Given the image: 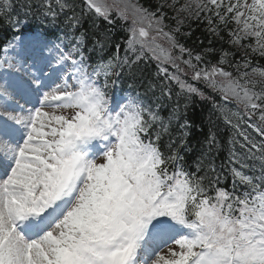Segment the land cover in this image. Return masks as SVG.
Masks as SVG:
<instances>
[{
    "label": "snow or ice",
    "instance_id": "1",
    "mask_svg": "<svg viewBox=\"0 0 264 264\" xmlns=\"http://www.w3.org/2000/svg\"><path fill=\"white\" fill-rule=\"evenodd\" d=\"M82 2L77 14L70 0H0V20L16 33L35 13L53 24L63 14L73 33L89 15L128 22L124 55L117 44L94 64L84 33L67 44L13 35L0 45V264H264V0H160L154 10ZM191 20L230 46L217 63L179 43ZM149 60L162 77L150 90L171 99L175 84L177 96L203 97L190 79L219 97L213 107L233 129L231 190L218 186L214 163L201 175L202 161L190 171L172 148L176 109L165 119L138 93L109 95L112 76ZM206 144L211 154L214 134Z\"/></svg>",
    "mask_w": 264,
    "mask_h": 264
},
{
    "label": "trees",
    "instance_id": "2",
    "mask_svg": "<svg viewBox=\"0 0 264 264\" xmlns=\"http://www.w3.org/2000/svg\"><path fill=\"white\" fill-rule=\"evenodd\" d=\"M133 2H139L141 5L154 10L160 0H133ZM70 3L75 8L76 13L79 14L83 6L82 0H70ZM165 11L168 12L169 17L165 22L174 28L176 26L175 21L171 19L174 13L169 9H165ZM26 19L28 22L21 27L19 33L14 31L7 20H0V45L11 40L13 35H42L46 40L54 43H60L62 38L64 43L67 44L69 40L74 42L75 36L84 33L83 49L89 63L94 64L100 60L108 61L116 54L117 44L120 45L119 55H124L126 47L124 41L128 37V22L117 20L115 24L110 25L102 19H97L94 22V18L89 15L82 20V26L73 33L66 27L63 14L55 24L51 23L50 20L43 19L38 13L28 15ZM206 28L205 22L186 21L181 28V33L177 34V39L180 44L191 49L193 53L203 55L205 63L210 61L215 64L220 58L221 48L231 49L226 42L210 36ZM95 39H100L104 47H94ZM210 40L211 43H209ZM225 40H227V36H225ZM206 49H214V51L205 52ZM185 58H187L186 54ZM239 58L240 54L237 52L235 59L238 60ZM259 64L264 65V59H260ZM156 72L157 67L154 61H142L134 65L130 71L125 68V71L119 77L112 76L110 82L116 80V83L108 91L120 95L129 93L135 95L138 93L145 97L153 107L159 104V114L165 119L170 117L173 110L176 109L178 118L173 120L170 128L171 139L175 141L172 148L179 151V155L183 157V163L190 171H195L198 160L202 161L203 171H201V175L207 171L210 161L214 163L217 171L222 176L218 186L231 190L233 178L228 171V158L233 129L224 122L220 111L213 107V101L219 102V97L210 89L205 88L202 83L191 81L188 77H185V79H189V83H194L200 88L204 92V96L186 93L177 96L180 90L175 84H172V97L169 99L167 96L161 95L159 87L152 90L149 88L150 84L158 85L162 79V77H157ZM208 97H212V99H208ZM185 121H187L189 127L181 129L180 125ZM182 132L187 133L184 146H180ZM210 133L215 135L217 142V147L213 148L211 154L208 153L206 144ZM169 142L170 137L165 135L162 148H164L166 154H168L167 145ZM248 163H252V161H248ZM221 165H224L223 169H221ZM247 174L251 175L252 173L247 172ZM209 175L212 174L209 173Z\"/></svg>",
    "mask_w": 264,
    "mask_h": 264
},
{
    "label": "rangeland",
    "instance_id": "3",
    "mask_svg": "<svg viewBox=\"0 0 264 264\" xmlns=\"http://www.w3.org/2000/svg\"><path fill=\"white\" fill-rule=\"evenodd\" d=\"M112 97H114V96H112ZM116 100H120L121 98H122V96H120V97H114ZM165 251H166V249H165Z\"/></svg>",
    "mask_w": 264,
    "mask_h": 264
}]
</instances>
